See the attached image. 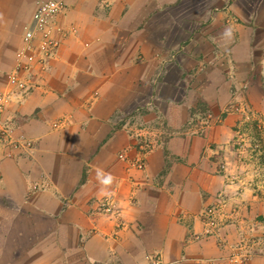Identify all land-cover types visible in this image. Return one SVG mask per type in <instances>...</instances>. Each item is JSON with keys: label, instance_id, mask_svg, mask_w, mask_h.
Returning a JSON list of instances; mask_svg holds the SVG:
<instances>
[{"label": "crops", "instance_id": "obj_1", "mask_svg": "<svg viewBox=\"0 0 264 264\" xmlns=\"http://www.w3.org/2000/svg\"><path fill=\"white\" fill-rule=\"evenodd\" d=\"M35 3L0 0V128L30 145L0 139V264H234L242 226L204 235L198 215L232 172L233 108L264 104V0H65L22 93Z\"/></svg>", "mask_w": 264, "mask_h": 264}, {"label": "rangeland", "instance_id": "obj_2", "mask_svg": "<svg viewBox=\"0 0 264 264\" xmlns=\"http://www.w3.org/2000/svg\"><path fill=\"white\" fill-rule=\"evenodd\" d=\"M32 24L31 21L23 32ZM55 24L61 26L58 21ZM37 43L36 41L33 51L27 54L31 58H21L20 54L25 48L22 34V47L17 52V65L13 70V75L19 79L24 78L19 76L24 73V65L29 66L25 72L32 75L35 65L43 67L46 61L53 57L54 54L41 64L42 58L36 53L39 49ZM233 110L237 112L240 110L237 128H233L236 132L233 136V144L231 143V146L228 145L218 154L228 162V165L226 162L220 165L221 170L227 173L232 172L227 174L229 180L223 184L224 189L219 194L215 192V197V193H212V203L206 206L198 216L203 224L204 235H216L219 228L230 222L238 225V228L242 226L243 229L240 231L242 236L239 243L233 247L231 256L234 258V264H246L252 254L259 252L260 245L264 243V104L258 103L252 108L243 102V104L239 103V107L235 106ZM105 200L102 199L99 202V209L107 204ZM109 205L112 204L108 203ZM108 212L118 215L114 207ZM150 257L149 264H154L157 257L155 255Z\"/></svg>", "mask_w": 264, "mask_h": 264}, {"label": "built area", "instance_id": "obj_3", "mask_svg": "<svg viewBox=\"0 0 264 264\" xmlns=\"http://www.w3.org/2000/svg\"><path fill=\"white\" fill-rule=\"evenodd\" d=\"M35 10L32 14V26L25 29L23 32V42L25 45L24 50L21 52V58L30 57L29 52L33 51L35 42L37 41V47L39 48L36 53L39 55L40 63L43 64L49 56L56 53L59 48L62 38L67 35L66 30L55 24L57 18L65 14L67 6L65 0H36ZM24 71L29 69L28 65H24ZM29 74V73H28ZM30 76V77H29ZM23 79L12 75L10 77V84L13 85L16 90L26 93L32 88V77L29 75ZM2 103H0L1 111ZM11 130L4 127L0 128V139H4L5 143L11 147V151L8 155H12V149L22 151L28 148L29 141L24 138L23 135L19 137L11 136ZM120 158H125L123 154L119 155ZM134 164L141 167V162L134 160ZM154 264H160L158 259Z\"/></svg>", "mask_w": 264, "mask_h": 264}, {"label": "clouds", "instance_id": "obj_4", "mask_svg": "<svg viewBox=\"0 0 264 264\" xmlns=\"http://www.w3.org/2000/svg\"><path fill=\"white\" fill-rule=\"evenodd\" d=\"M97 179L102 185L100 189L101 195L107 194L108 188L115 178L110 173H104L102 170L97 169Z\"/></svg>", "mask_w": 264, "mask_h": 264}]
</instances>
